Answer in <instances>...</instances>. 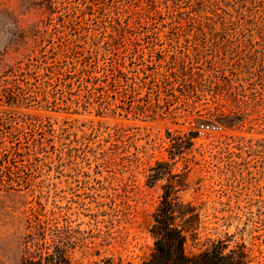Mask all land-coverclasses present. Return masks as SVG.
I'll list each match as a JSON object with an SVG mask.
<instances>
[{"label":"rangeland","instance_id":"obj_1","mask_svg":"<svg viewBox=\"0 0 264 264\" xmlns=\"http://www.w3.org/2000/svg\"><path fill=\"white\" fill-rule=\"evenodd\" d=\"M159 161L201 242L264 262V0H0V264L37 222L80 230L79 264H140Z\"/></svg>","mask_w":264,"mask_h":264},{"label":"trees","instance_id":"obj_2","mask_svg":"<svg viewBox=\"0 0 264 264\" xmlns=\"http://www.w3.org/2000/svg\"><path fill=\"white\" fill-rule=\"evenodd\" d=\"M165 84L167 80L164 81ZM169 153L172 158L182 154L194 145L196 132L188 135L172 136ZM169 161H159L151 168L148 183L162 185L163 194L153 214L154 222L150 234L154 246L150 255L140 264H250V254L244 244L230 246L228 239L207 237L201 242V212L192 202H185L177 195L178 191L188 188L189 173L184 167L181 173H173ZM67 224H27L22 236L20 264H79L71 258L79 237ZM196 251L189 252V242ZM104 264H132L123 260L107 257ZM261 264H264L261 263Z\"/></svg>","mask_w":264,"mask_h":264}]
</instances>
